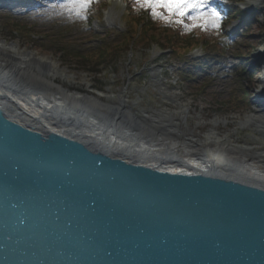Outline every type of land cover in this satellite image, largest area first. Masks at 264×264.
<instances>
[{
  "label": "water",
  "instance_id": "95a60500",
  "mask_svg": "<svg viewBox=\"0 0 264 264\" xmlns=\"http://www.w3.org/2000/svg\"><path fill=\"white\" fill-rule=\"evenodd\" d=\"M11 74L0 88L32 113L0 98V264H264V180L201 156L149 166L94 95Z\"/></svg>",
  "mask_w": 264,
  "mask_h": 264
},
{
  "label": "rangeland",
  "instance_id": "374dc122",
  "mask_svg": "<svg viewBox=\"0 0 264 264\" xmlns=\"http://www.w3.org/2000/svg\"><path fill=\"white\" fill-rule=\"evenodd\" d=\"M25 1L36 6L20 14L0 6V43L50 57L60 71L71 76L68 81L57 79L58 84L87 94L122 97L135 113H162L175 126L177 137L200 140L206 131L214 130L235 145L264 150V129L254 124L237 127V121L246 115L264 116L254 98L264 66L258 56L264 45V0H213L216 8L220 5L226 9L227 3L235 1L242 7L246 2L256 5L251 14L228 23L222 34L204 31L211 40L208 46L197 45L195 51L179 54L154 41L142 46L143 40H132L129 51L119 52L116 65L102 60L95 71L77 68L76 57H63L55 49L85 54L100 44L120 43L131 29L126 11H136L133 0H98L99 14H94L90 25L63 12L59 5L64 0ZM15 23L26 26V31L14 28ZM232 28L235 32L229 33ZM240 52L247 53L248 67L258 68L251 81L239 69ZM243 87H248L244 95ZM183 107L187 112L181 113Z\"/></svg>",
  "mask_w": 264,
  "mask_h": 264
},
{
  "label": "bare ground",
  "instance_id": "6f19581e",
  "mask_svg": "<svg viewBox=\"0 0 264 264\" xmlns=\"http://www.w3.org/2000/svg\"><path fill=\"white\" fill-rule=\"evenodd\" d=\"M0 4H4V9L14 13H20V8H24L21 9L24 12L25 7L28 5L25 0H0ZM245 6L250 10L255 4L246 2ZM258 54L262 61H264V45L259 48ZM11 73L23 78H35L39 82H44V80L49 79L52 81L55 80V82L57 79H63L64 81L71 79L70 75L57 68L56 62L50 57H41L34 53L19 50L16 45H6L1 42L0 84L5 83L6 77L9 75L14 76ZM59 95L61 96V94H54L53 91L48 92L45 94L43 102L50 99L54 101L52 105L57 104L65 108L69 107L73 99L80 102L86 101L80 94L63 92V97H66V100L69 101V105L65 106L66 103L58 97ZM254 95V98L261 102V111L264 113V103L262 102L264 101V66L261 68L260 87L254 92ZM0 98L1 100H8L9 98L24 111L32 113V109H29L26 103L21 102L14 95L2 91L1 88ZM92 98L99 100L103 109L112 112L116 119L119 118V121H124L125 124L132 125L130 126V131L133 132V138L132 141L124 145V149L128 148V150L135 154V157L149 166L155 168L167 167L170 171L177 170V168H173L177 164L161 167L163 162H155L154 158L156 156L164 157L168 154V156L173 157L175 160L185 162L190 169L199 171L202 165L205 164H201L202 161L197 160V157L201 156V158H206L212 164L214 162L219 164L222 161H227L233 166L241 167L242 170L249 174V181L251 182L258 181L259 179L264 180V150H253L246 146L235 145L229 138L216 135L214 130L206 131L200 140L195 137H177L175 126L162 113L149 115L135 113L128 107L126 104L127 101L122 97L111 98L109 96H102L99 93L92 96ZM114 99L117 100V103H115ZM37 100L38 98H35V101ZM182 112H187L185 107L181 109ZM250 124H254L256 128L264 129V116L260 117L258 114H250L246 115L244 120L237 121V127L239 128L247 127ZM206 166L207 164L203 167ZM180 169L186 170L187 168Z\"/></svg>",
  "mask_w": 264,
  "mask_h": 264
},
{
  "label": "trees",
  "instance_id": "16d2710c",
  "mask_svg": "<svg viewBox=\"0 0 264 264\" xmlns=\"http://www.w3.org/2000/svg\"><path fill=\"white\" fill-rule=\"evenodd\" d=\"M98 8L99 6L96 3H94L91 6L90 10L87 13V19L85 22L87 25H90L91 21L94 18V14H99ZM126 12H127V18L131 25V29L128 32L129 34L123 37L120 43L110 44V45L100 44L96 50L89 51L85 54L79 52L70 54L65 50V48L63 49L62 47H59L55 50L61 52L63 57L67 55H72L76 57L77 68H82V69L87 68L90 69L91 71H95L98 70L96 69L97 63L102 60L106 64L112 62L113 65H116V63L118 62L116 59L118 57L119 52L129 51L131 49L129 43L132 40L135 41L143 40V42L141 43L142 46H147L149 42L154 41L157 44L159 43L161 46L163 45L169 47L170 51L173 52H175V50L178 51L179 54L186 53L189 49H191L192 47L198 44H202L203 46H208L211 43V40L207 39L206 35L204 34V31H201L199 29L185 33L179 27L165 26L162 21L153 20L147 11L132 12V10H127ZM220 13L221 16L223 17L222 31L219 33L216 32L217 34L224 33L226 25L230 23L233 19H236L242 15V12L234 4H229L227 10L221 8ZM13 26L14 28H17L21 31L23 30V32L26 31V26L24 25L15 23L13 24ZM138 37L140 38L138 39ZM246 54L247 53H243V52H240L238 54L241 59V65L239 69L241 73H243L244 76H246V78L248 77L249 81H251L254 78V76L257 74L258 68H255V66L253 65L248 67V63L245 62ZM88 60H93V62L90 63ZM98 84L103 85L102 82L100 83L99 80H98ZM247 90L248 87L246 88L243 87L242 95L248 93ZM224 103L226 102H223V104Z\"/></svg>",
  "mask_w": 264,
  "mask_h": 264
},
{
  "label": "snow or ice",
  "instance_id": "6c2138e0",
  "mask_svg": "<svg viewBox=\"0 0 264 264\" xmlns=\"http://www.w3.org/2000/svg\"><path fill=\"white\" fill-rule=\"evenodd\" d=\"M98 0H64L59 8L69 16L86 20L87 13ZM136 11H147L153 20L165 26L179 27L183 32L193 30L217 33L222 31L223 17L213 0H133Z\"/></svg>",
  "mask_w": 264,
  "mask_h": 264
}]
</instances>
